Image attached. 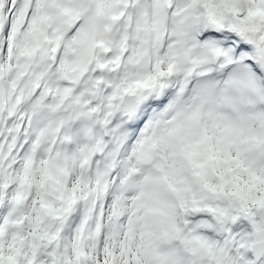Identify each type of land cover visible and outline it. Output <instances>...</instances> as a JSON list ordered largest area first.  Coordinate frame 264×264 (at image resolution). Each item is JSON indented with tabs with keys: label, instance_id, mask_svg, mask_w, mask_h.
<instances>
[{
	"label": "snow or ice",
	"instance_id": "obj_1",
	"mask_svg": "<svg viewBox=\"0 0 264 264\" xmlns=\"http://www.w3.org/2000/svg\"><path fill=\"white\" fill-rule=\"evenodd\" d=\"M0 264H264V0H0Z\"/></svg>",
	"mask_w": 264,
	"mask_h": 264
}]
</instances>
